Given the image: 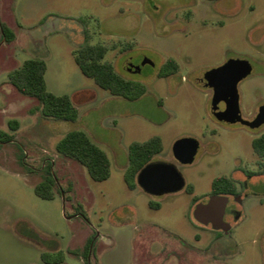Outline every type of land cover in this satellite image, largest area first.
Instances as JSON below:
<instances>
[{
	"label": "rangeland",
	"instance_id": "obj_1",
	"mask_svg": "<svg viewBox=\"0 0 264 264\" xmlns=\"http://www.w3.org/2000/svg\"><path fill=\"white\" fill-rule=\"evenodd\" d=\"M87 35L147 92L114 96L85 75L74 51ZM33 57L47 61L49 90L79 106L76 121L32 111L37 100L13 85L10 72ZM169 58L178 72L160 76ZM236 58L253 65L239 92L243 116L254 119L264 104V0H0V264H45L43 252L63 255L60 264H264V189L228 235L194 216L215 177L258 169L253 140L264 125L219 121L205 86L207 72ZM73 129L108 153V179L56 150ZM155 135L164 148L154 160L177 163L186 178L179 192L152 196L125 179L130 144ZM186 136L200 142L192 164L173 153ZM47 177L57 182L52 199L35 191Z\"/></svg>",
	"mask_w": 264,
	"mask_h": 264
},
{
	"label": "trees",
	"instance_id": "obj_2",
	"mask_svg": "<svg viewBox=\"0 0 264 264\" xmlns=\"http://www.w3.org/2000/svg\"><path fill=\"white\" fill-rule=\"evenodd\" d=\"M3 27V26H2ZM7 34L6 28H3ZM11 38L13 32L10 31ZM110 46L105 43H92L90 35L86 42L74 51L75 58L85 75L94 79L102 88L114 96L129 100L140 98L147 92V86L138 80L123 76L115 65L105 60ZM48 64L43 58L33 57L23 61L21 65L10 72L13 85L24 95L37 100L32 111H40L46 117L76 121L80 117V108L69 94H56L49 90L46 80ZM179 63L169 58L163 63L160 76L177 73ZM10 125L17 129L19 121L13 120ZM3 132L0 130V135ZM164 144L161 136L155 135L145 141H134L129 146V164L125 171V179L130 188L138 186L136 178L140 169L152 161L156 154L163 151ZM253 148L258 156L257 173L264 174V132L253 140ZM56 150L63 156L70 157L87 167L95 180H105L111 176L112 162L108 153L84 129H73L62 136L56 144ZM56 179L47 177L35 187L36 193L45 199L54 198L53 186ZM212 188L215 193H226L235 189L232 177L220 175L213 179ZM192 192V187L188 188ZM42 258L47 263L63 262L64 256L43 252Z\"/></svg>",
	"mask_w": 264,
	"mask_h": 264
},
{
	"label": "water",
	"instance_id": "obj_3",
	"mask_svg": "<svg viewBox=\"0 0 264 264\" xmlns=\"http://www.w3.org/2000/svg\"><path fill=\"white\" fill-rule=\"evenodd\" d=\"M151 61L146 59L144 63ZM132 67V66H131ZM141 70V65L135 71ZM253 71L248 59L236 58L214 68L205 75V86L213 89L212 112L219 120L227 123H241L252 129L264 125V104L254 119L243 116L240 105L239 83ZM175 158L182 164H192L198 154L200 142L195 137L186 136L173 145ZM137 184L152 196L176 193L187 186V181L177 163L166 160H152L145 164L137 174ZM229 197L220 193L210 195L207 202L200 201L194 208L195 218L216 229L226 228L224 220ZM230 225V224H229Z\"/></svg>",
	"mask_w": 264,
	"mask_h": 264
},
{
	"label": "flooded vegetation",
	"instance_id": "obj_4",
	"mask_svg": "<svg viewBox=\"0 0 264 264\" xmlns=\"http://www.w3.org/2000/svg\"><path fill=\"white\" fill-rule=\"evenodd\" d=\"M136 66L137 65H134V64L132 65L129 63L127 68L132 72H136L135 71ZM257 170H249V169L238 170V171H240L239 173H241L244 176V178H236V177L233 178L232 177L234 184H235V189L233 191H228L226 193H220V194L227 195L229 197V201H228V204L226 207V212L224 215V220L227 223H229L231 225V227L229 224L225 225L226 228H228V232H226L225 228L218 229V231H220L219 235L230 234L231 230H232V226L237 221H239L240 218L242 217V207L246 203V200L249 198V196L251 194L258 195V194L262 193V190L264 189V180H260L261 179L260 177L264 176V174L257 173ZM254 179H258V180H254ZM260 181H263V183H261V184L256 183V182H260ZM213 193H215V192L212 188L211 193L208 196V199H209L210 195ZM208 199L203 201V202H207ZM209 225L213 226L212 223H210Z\"/></svg>",
	"mask_w": 264,
	"mask_h": 264
},
{
	"label": "crops",
	"instance_id": "obj_5",
	"mask_svg": "<svg viewBox=\"0 0 264 264\" xmlns=\"http://www.w3.org/2000/svg\"><path fill=\"white\" fill-rule=\"evenodd\" d=\"M19 126H20V125H19ZM43 261H44V260H43ZM64 261H65V259H64ZM64 261H63V262H64ZM63 262H61V263H63ZM44 263H45V264H55V263H56V264H60V262L47 263V262H45V261H44Z\"/></svg>",
	"mask_w": 264,
	"mask_h": 264
}]
</instances>
